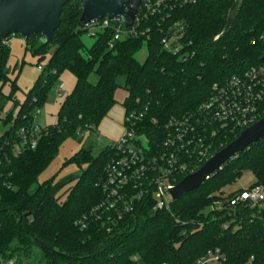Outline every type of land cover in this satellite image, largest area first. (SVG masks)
I'll return each instance as SVG.
<instances>
[{"label": "trees", "instance_id": "obj_1", "mask_svg": "<svg viewBox=\"0 0 264 264\" xmlns=\"http://www.w3.org/2000/svg\"><path fill=\"white\" fill-rule=\"evenodd\" d=\"M233 3L193 0L178 6L171 0L162 16L151 15L142 23L141 28L148 29L144 35L127 36L110 46L111 31L105 29L86 46L79 21L81 1L70 0L62 6L50 40L13 34L23 38L25 50L38 58L37 65L48 55L20 103L14 96L16 80L9 76V43L0 42V98L18 105L15 113L5 115L3 124L9 126L0 134V264L8 260L12 264H193L214 247L225 253L223 264H264V207L240 202L234 208L209 209L215 198L234 195L237 189L226 192L225 188L243 171L253 174L249 187H264V137L199 187L172 200L169 210L139 205L110 231L98 224L81 230L76 224L102 197L98 184L111 154L108 146L95 155L91 146L78 151L72 158L78 172L45 184L37 181L65 139L79 141L95 130L114 105L117 88L126 91L125 113L146 109L138 132L159 138L163 125L173 116L195 111L213 84L257 65L264 53L260 38L264 0H242L232 25L220 35ZM176 21L184 26L182 55L166 51L160 43V31ZM143 46L146 56L139 61L137 53ZM64 70L73 74L75 82L60 103L56 122L43 129L34 148L15 153L19 130L35 124L36 111ZM5 84L9 92L3 94ZM235 137L214 142L212 151Z\"/></svg>", "mask_w": 264, "mask_h": 264}, {"label": "built area", "instance_id": "obj_2", "mask_svg": "<svg viewBox=\"0 0 264 264\" xmlns=\"http://www.w3.org/2000/svg\"><path fill=\"white\" fill-rule=\"evenodd\" d=\"M169 1L143 0L128 27L118 19L104 16L83 25V30L95 37L109 29V45L112 46L114 41L124 37L144 35L148 29L141 28L142 23L151 15L162 16ZM190 1L193 0H173V4L183 6ZM160 32H163L160 43L166 51L178 55L184 53V26L180 22L176 21ZM11 36L13 34L2 41L8 44ZM260 38L264 43V35ZM182 57L185 60L187 56ZM37 69L41 71L43 67L39 64ZM62 85L56 87L57 93L62 92ZM145 110H128L124 115L126 129L123 135L106 145L111 154L98 184L103 194L77 219L76 224L81 230L98 224L110 231L118 221L133 214L142 204L149 205L154 211L169 210L173 200L169 190L217 151H212L214 142H221L229 135L237 136L242 129L264 115V60L241 75L213 84L208 98L195 111L171 117L163 125L159 138L158 135L148 136L138 132ZM42 131L37 124L21 128L20 143L15 145L14 152L19 153L24 147L34 148ZM240 202H247L251 207H264V187L255 184L239 188L232 196L215 198L209 209L234 208ZM224 227L227 225L224 224ZM225 260V253L214 247L197 257L193 264H223ZM12 263L13 260L1 262Z\"/></svg>", "mask_w": 264, "mask_h": 264}, {"label": "water", "instance_id": "obj_3", "mask_svg": "<svg viewBox=\"0 0 264 264\" xmlns=\"http://www.w3.org/2000/svg\"><path fill=\"white\" fill-rule=\"evenodd\" d=\"M70 0H0V42L8 35L17 34L23 38L38 35L42 42L51 39L60 23L62 6ZM81 25L91 20L118 19L122 25L132 24L138 5L143 0H80ZM242 0H234L229 8L226 24L220 35L232 25ZM264 60V53L259 61ZM264 137V115L242 129L225 146L214 152L197 170L186 174L169 190L173 200L199 187L208 177L217 172L228 160Z\"/></svg>", "mask_w": 264, "mask_h": 264}, {"label": "rangeland", "instance_id": "obj_4", "mask_svg": "<svg viewBox=\"0 0 264 264\" xmlns=\"http://www.w3.org/2000/svg\"><path fill=\"white\" fill-rule=\"evenodd\" d=\"M11 38H20L22 43L21 46H18V43L15 41L11 44L10 56L7 61L9 76L11 79H15L17 84V89L14 92L15 100L20 103L23 101L27 91L32 87V84L40 73V70L37 69L38 58L33 56L29 50H25L23 38L19 36H11ZM81 38L85 42L86 46H90L95 40L94 36H89L86 33H83ZM145 56L146 48L143 46L137 53V59L139 61H143ZM47 57L48 55H46L44 60L39 62L41 66H44ZM74 82L75 78L69 71L64 70L60 73L55 84L48 91L45 102L40 108H38L34 115L35 124L39 125L42 129L54 125L60 103L64 100L66 94L72 90ZM61 84H63L62 92L57 93L56 87ZM8 92L9 86L8 84H5L2 87V93L6 94ZM125 95L126 91L122 88H117L115 90V103L105 117L100 121L95 130L84 133L79 141L72 138L65 139V141L59 146L57 154L51 160L47 168L38 176V183L45 184L51 180L56 181L60 177L69 173H75L78 172V170L80 171V167H78L76 162L72 160L73 156L78 151L82 148L91 146V152L95 155L109 142L117 141L123 135L126 125L124 117L125 109L122 101ZM0 99V103L2 100H5L3 98ZM16 101L13 99H6L2 102L3 107L0 109V134H2L9 126L8 124H3L5 115L10 111L15 113L18 110V105L14 106ZM253 180L254 177L250 171H243L239 179L231 185L226 186L225 191L229 192L234 189L249 187Z\"/></svg>", "mask_w": 264, "mask_h": 264}, {"label": "crops", "instance_id": "obj_5", "mask_svg": "<svg viewBox=\"0 0 264 264\" xmlns=\"http://www.w3.org/2000/svg\"><path fill=\"white\" fill-rule=\"evenodd\" d=\"M14 41L18 43V44H17L18 46H21L22 43H21V41H20V38H19V39H16V38H15V39L10 38V40H9V47H11V44H12ZM23 41H24V40H23ZM13 47H14V46H13ZM10 49H11V48H10ZM15 49H16V46H15ZM14 51H15V50H14ZM32 85H33V84H32ZM0 119H1V118H0Z\"/></svg>", "mask_w": 264, "mask_h": 264}]
</instances>
